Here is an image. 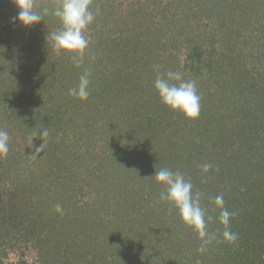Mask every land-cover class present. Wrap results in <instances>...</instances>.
<instances>
[{"label": "trees", "instance_id": "trees-1", "mask_svg": "<svg viewBox=\"0 0 264 264\" xmlns=\"http://www.w3.org/2000/svg\"><path fill=\"white\" fill-rule=\"evenodd\" d=\"M114 1L116 0H93V10L95 11L97 7L100 9V14L96 17L94 24H98L99 21H102L103 23V17H105L106 15L114 16L113 19L109 20L114 27L112 31H108L110 33L107 36H97L90 39L89 52H91V49L94 51L96 48H102L103 46H105L104 41H108L106 47L102 48L100 51L104 50L105 48L107 50L108 48L109 51L106 52V55L108 58H110V60H102L106 57H99V60H97L98 58H96L92 62L96 64H104V71H100L101 79L99 78V80L101 83L98 82L99 88L97 90V92L99 91L101 93L96 96V99L93 102L87 103L86 101V104L93 105L94 102L98 99H101L103 101L106 100L105 102L110 104H129L130 100H133L132 98L129 99V97H127L130 91L125 90V92H122L120 89V91L116 93L119 90L120 86L115 92L117 86H115L114 88L113 85H111V89H113V91L111 89H109L108 91H104L101 85L102 83L106 82L107 76L116 79V77H113V74H117L124 67H133L136 70L135 66L138 63L139 55L141 56V59L145 58L146 64L144 65V67L150 66V73H152L151 75L154 78L156 74L153 71V65L160 64L162 66L161 71L163 72L166 69L165 67H167V64L177 66V69L180 68V64L178 62L177 64L172 63V60H175L176 55L173 54L171 50L166 51L167 48L163 47V45L158 46L157 41L150 36L154 32V34L156 35V31L155 29H153L154 27L151 22L157 16L160 17L159 27L164 30L166 29L170 37H172L171 35L173 33H176L178 37H182V34H185L186 37L195 36L194 38H201L203 39V42H206V39L211 40L216 35V41L210 44L211 47H214L215 44L223 46H219V51H217L216 49H212L211 53L209 54V57L212 58L213 62L209 65L208 68L203 67V72L206 73L207 77L202 76L203 78L201 79L199 77L193 78V80L197 82L198 91L201 96V109L204 112L207 113L209 112L208 109L212 108L209 107L208 109H204V106L209 105L211 102L213 104H216L218 108L226 106V104L228 103H240L243 93L247 92V90L250 91L253 95H256L264 100V92L262 89L264 88L262 87L264 86V83H261L262 80L260 79L262 74L255 75L256 79H251L252 71H248L243 68L244 64L246 63L243 60H245L247 56L248 58L257 56L258 60L261 59V61H264V0H131L130 2L128 0H124V8L133 9L134 6H137L134 11H130L129 13L127 11H124L123 13L120 7L114 5ZM55 2L56 0H41L38 4L41 6H52ZM110 9V13H104V10H107L105 12H108V10ZM204 20L207 22L206 25L202 26L201 24ZM41 26H43L44 30H46L45 37H47L48 32L56 31L60 27L58 20L51 16L46 17L45 20L41 22ZM7 29L8 27H5L3 31H6ZM97 31L99 30L97 29ZM154 34L152 35L153 37ZM93 39H95L96 41L94 42ZM102 39L105 40L102 41ZM44 40V45L53 50L51 46L52 42H46V38ZM197 41L199 42V39H197ZM14 46V50H16L17 55H27V57L23 58L19 56L18 58H11L9 59V62L5 61L7 59L6 57H4V60L0 59V63H7L9 65L12 64L13 67L16 66L15 71H12V74L10 75L9 86L13 88V85H15L14 89L12 90L15 94L18 95H13L15 102L14 106H10L8 104V107L9 111L15 110V114L18 116H20V112L25 111L26 115L21 116L20 119L24 120V122L26 123V119L30 118L32 110L34 109H32V106L28 107L29 103H25L22 94H31V92H29L30 89H27V86L32 82L30 79L31 75L29 66L32 67L35 65V63L31 61V57L41 56V54L36 47L33 48L31 52L28 51L27 46L26 49L25 45L23 44H16ZM121 46L123 47L120 48ZM139 46L142 47L140 48V53L137 52V48ZM226 47L227 49H225ZM11 50L14 51L13 48ZM164 54H167L168 60H166V57L164 59L160 58V56L163 57ZM131 55L135 56V58H131ZM63 56L67 57V59L70 61L71 58L69 56ZM54 62L56 61L49 62L45 67H42V64L40 63L36 64V68L38 67V69H36V76L39 78H45L50 74V81H52V84L60 81L55 77V73L57 72V69H59V66H61L62 69H65V71L61 75L63 79L65 75H69L72 77V75H74L72 74V72L78 74L80 70H85L84 66L76 67L72 61V67L69 69H66V62L65 66L59 63L55 64ZM118 62H121L120 66L114 64ZM107 65L112 66V68L116 70V73H112L111 70H106ZM73 66L76 68L72 69L74 68ZM262 66L264 72V64H262ZM25 68L26 71L22 72ZM81 73L82 72L76 75L77 78H79ZM118 77L120 81H125L122 80V77L119 75V73ZM102 80H104V82ZM34 81H37L35 77ZM50 81L46 80L47 83H49ZM75 82H78V80H76ZM71 86H73V84ZM91 86L92 85L90 84V87ZM4 87L5 86H3V88ZM40 87L44 90L45 85L41 82L39 84V88ZM8 90L12 92L10 88H6V91L2 94V103L9 102ZM30 91H34V89ZM96 93L94 94V92L91 91L89 95L90 98L96 95ZM119 94H121V98L119 97ZM137 95H140V93H137ZM78 100L81 101L80 99ZM154 100L155 103L154 101L153 103L156 105V108H158L156 109L157 111H160V113L164 112L165 114H170V116L176 117L178 121H184L182 123L183 126H185L186 123L188 125H193V123L199 124L201 119V112L199 118L195 120L196 122L189 121L180 113L173 112L166 108L160 102L157 94ZM59 101H62V99L59 98ZM69 102H71V100H63L61 102V105H58L57 108L65 107L66 110H68L70 109L68 107ZM259 102V105H261L263 108L264 101ZM2 103H0V105ZM104 104L102 106H104ZM17 107L20 109V112H18ZM0 109L3 110L2 112L0 111V122H3L5 118L9 117V114H7L8 110L4 109V107H1ZM49 109L50 108H46L44 112H42L40 109H36L34 112V117L36 118L33 119L34 121L31 124H33V126L35 124H40L42 125V127H47L48 130L49 126L51 125L53 129H56V132L61 131L63 133L67 132L68 130H75V123H73V120H63L61 118L57 120L54 116L48 120L47 114L53 112L54 110L52 108L49 111ZM228 111H230V109H228L227 107L226 113L224 112L220 116L216 117V119L214 118L211 121H206V123L210 125V128H207V130L209 131L207 137L212 136V133L217 132L219 134H215L214 136L220 137L218 140H222L223 143L219 142L218 140L215 142L208 141L210 139L212 140L214 137L208 138L205 141L200 140L199 143H193L195 152L191 154L190 144H188V141L184 142V140L179 142V135L175 134L173 137H170L168 136V133L165 132V129L155 127L156 124L152 127L150 126V130L148 129L144 131L142 127L143 125L141 126L140 122L135 120L136 122L134 128L136 129L134 132L135 134L133 133V135H135L136 138L143 136V133L147 132L144 138H148L151 134L154 135L153 137L157 138V140L161 138L164 140L161 146L156 145L157 142H154V144H152L147 141L149 143L148 145H150V148H148V155H145L147 157L146 160H148L149 157L153 155L155 156L154 162H147L142 158L143 150H141L140 152L132 150L131 154L127 156L128 160L131 161L127 163L128 166L126 167L125 165H119L117 167V169H119L120 167H122V169L125 168L130 172L127 177L129 179V182L132 183L133 181H137L136 183H139L140 186L143 185V188L140 192L139 209L138 211H136L135 217L133 219L131 218V221L129 220V222L136 221L140 223L139 228L143 229L142 231L144 233V238H149V229H147L146 224L149 223L153 225L156 221L157 223H160L164 217L166 218V212L172 209H175V211L173 212L178 213L177 209L172 204L168 202H161L159 200L160 193L161 191H164V189L161 186H158L154 179H150L155 174V170H159L162 167H167L172 169L173 171L179 170L183 172L186 178L192 181L194 191H200L204 194L202 198V204H205V208L209 207V215L215 218L217 217V215H219V210L215 208L212 202V198H214L218 194H223L225 206L229 210L238 212L241 217L245 216V212L250 216V218H248L250 219V221L247 219H243V222L242 220V224L245 223L246 220L249 221L247 229L243 232H236L234 227H232L233 224L231 222L232 231L238 234V243H248L249 237L251 239L257 237V239L259 240L258 243L264 244V212L261 211V201L259 200V195L264 194V151L260 150L259 145H253L254 143H256V140L254 138L252 139V143H250L249 141L247 142V139H242L246 131L253 133L254 130V124L248 126L242 123V121L245 120L256 123L255 120L258 119L256 117L262 115L263 118L264 113L262 111L256 112L253 115H249L247 113L245 115H242V119L240 118L237 124H234L232 120L236 116L231 115V118L230 114H228ZM148 112H150V109ZM42 113L43 115L41 116ZM60 114L61 113L57 112V116H60ZM99 114L104 115V111L99 112ZM156 116L157 115H155V117L153 118H158ZM102 117L104 118L105 116ZM69 118L71 119V117ZM258 125L264 127L262 124ZM64 126H67V128L62 131L60 128H64ZM53 132L54 131H52L51 134H53ZM78 133L79 135H77V137H70V140L74 141V144L72 143V141H70L71 145H75L73 147H77L75 150H71L69 148H60L59 151L62 153V156H52L53 158L50 157V163L53 164V168H55L56 171L53 172L54 180L51 183H48V190H50H46V192L48 191L52 195L47 196L49 193H47V195L45 194V196H43V202L49 200L47 205H53L55 199H61L62 202L63 200L68 201V204L70 205V208L67 211L68 213L65 216L60 214L58 216V213H56V211L50 216V228L52 230L50 231V234L53 235V237H57L58 240H61V246L64 244L67 245L68 243L75 242L79 250L83 248L85 252H92L93 254L97 250H99L100 252V249H103L105 247L106 250H108L107 252L110 253L109 256L111 262H108V264H129L130 262L131 264H150L151 260L149 258L147 259V254H140L141 246H143V248L146 246L140 243L136 244L138 246L135 248V242H138L137 240H135L137 239V235H135L133 231H131V233L126 232V225H121V227H119L120 229L122 228V232L120 231L119 239L117 242V244H119L120 246L118 248L116 247L114 249H108L110 243L114 244L115 242L114 240H112L115 230L110 233V227L115 229L118 225L114 222L110 224H107V221L102 222L103 217L105 218V215L106 217H108L105 213L106 209L104 207V204L108 203L109 199H105L104 204H101L99 203L100 201L98 197L99 195L109 197L110 194V196L112 195V199L114 201L116 200L117 202L127 203V206L122 208L121 210V212L125 213L128 209L129 202L133 198L132 196L134 194V190L129 188V190H126L125 188L128 187L126 186L123 187V190L118 191V188L120 187H118V185L113 186L109 180L110 174H116L118 170H114L110 167H108V176L106 179L108 186H104L103 182L99 179V175L103 174V170L101 169V167L105 161H102L101 159L98 160L93 151H84V147H86V149H90L91 141H89V138L86 136V134H81V132ZM171 133H175V131L171 130ZM51 136L52 135H50L49 133L48 137ZM158 136H161V138H159ZM253 136L260 140L259 135L257 136L256 133ZM54 144L64 146L60 141H54ZM85 144L87 146H84ZM93 145L94 144H92V146ZM226 146H229V148L231 147V154H225L226 150H224L223 148H225ZM233 147L236 148L235 152H232L234 149ZM206 162L211 163L212 165L219 164V171H215V174L218 177V184H216L215 186L207 185V181H205L206 185L203 182L201 183L203 179L206 180V176L209 173L203 174L199 166ZM138 164L143 168V170L137 171L136 166ZM226 164L229 167V169L227 170L223 169L225 168L224 165L226 166ZM234 169L237 171L235 180L237 181L239 179L241 182H238V187L234 186V191H231L230 188H233V182H236L234 179H232L234 176L233 173L235 174ZM243 172L246 173V176H242ZM118 175L119 172L117 176ZM88 178L90 180L89 185L91 186V188L90 190L85 191V193L82 194L89 196L91 192H95L98 200L96 205L93 204L94 206H92L88 201H85L84 203L82 202L83 205L81 204L80 206H78L77 202L79 200H75L74 193L73 195L68 194L66 195V197H64L65 194H57L58 191L55 188L56 184H60L64 187L66 184L74 185V183H77L78 180H86ZM35 179L36 177L32 180ZM127 183L126 185H128ZM245 183H248V185L245 186ZM100 184H102L103 186L100 187ZM241 187L244 188L242 189ZM145 191L147 192L146 195H144ZM232 195L236 196L239 199L240 205L235 206L233 204V202L229 199V197H231ZM75 212H77L78 214L79 212H81L82 215L80 217L83 218V221H81L79 218L74 220V223L78 224L75 225L76 229L74 228L75 226L71 229L69 237L66 234L68 232L66 231V228L63 224H66L67 222L69 223V219L72 216L74 217L77 215L74 214ZM122 220L126 221L127 219ZM97 222H100V227L96 224ZM95 225L96 227H94ZM90 228H95L94 232H89ZM209 230L219 231L220 225L214 220L209 224ZM60 233L64 239H61ZM151 235L152 232H150L149 236ZM164 236L165 237H163V240L166 243H171L173 247L176 246V243L178 241H180L170 235ZM79 238H81V240L77 243V240ZM199 244L200 241L198 240L196 234V238L194 239L193 244H191V252L198 253L197 248L199 247ZM219 245L220 243H213L212 245L208 246V249L205 253H199L200 257L206 256L205 254H207L208 260L214 259L216 260L214 262L224 261L228 264L231 258L219 257V254L222 253L220 251L221 249H218ZM227 246L228 245H226L225 247ZM114 256L118 259V261ZM180 260L181 259L174 260L172 261V263L177 264ZM254 260L256 261L258 260V258L252 256L251 261ZM193 262V260H190L189 263L188 260L187 262L183 261L181 264H194ZM195 263L198 264V261H195Z\"/></svg>", "mask_w": 264, "mask_h": 264}, {"label": "rangeland", "instance_id": "rangeland-1", "mask_svg": "<svg viewBox=\"0 0 264 264\" xmlns=\"http://www.w3.org/2000/svg\"><path fill=\"white\" fill-rule=\"evenodd\" d=\"M38 1L40 2L41 0H37V4L39 3ZM128 1L130 2L131 0ZM114 2V5L120 7L123 13L124 11H127L129 13L130 11H134L137 8V6H134L133 9L124 8V0H116ZM17 11L18 10L13 3V0H0V59L4 60V57H6L7 60L5 61L9 62V59L11 58H18L19 56L23 58L27 57V55H17L16 50H14V45L23 44L25 45V48L27 46L28 51L32 52V49L35 47L40 51L41 56L31 57V61L34 62L35 65L40 63L42 64V67H45L49 62L56 61L54 62L55 64L59 63L64 66L66 62V69L71 68V59L69 61L67 57L63 55H57L54 50H51L44 45L46 30H44L43 26H41V23L29 29H24L20 27L18 23L14 22L13 18L17 15ZM105 11L107 10H104V13L107 14L110 13L111 9L108 10V12ZM113 17L114 16L106 15L105 17H103V23L102 21H99L98 24L93 23L90 26L89 30L85 33V35L89 38V41L91 38L97 36H107L110 33L108 31H112L114 27L109 21L113 19ZM159 20V16L152 20L151 24L154 27L153 29H155L156 31V35L154 34V32V37L152 36L153 34L150 36L157 41L158 46L163 45V47L167 48L166 51L171 50L172 53L176 55L175 60H172L173 64H177V62L180 64V68L178 69L177 66L167 64V67H165L166 69L164 68V71H181L184 73V78L186 80H193L194 77H199L201 79L203 78L202 76H206V73L203 72V67L208 68L209 65L213 62L212 58L209 57V54L211 53L212 49H216L217 51H219V46L223 47L219 44H215L214 47H211L210 44L216 41V35L211 40L206 39V42H203V39L201 38H194L195 36L186 37L185 34H182V37H178L176 33H173L171 35L172 37H170L166 29L164 30L159 27ZM204 21L201 24L202 26L206 25L207 21ZM5 27H8V29L6 31H3ZM97 29L99 31H97ZM197 39H199V42L197 41ZM103 40L105 39H102V41ZM93 41L95 42L96 40L93 39ZM107 43L108 41L105 40V46H103L102 48L106 47ZM122 47L123 46H121L120 48ZM12 48L14 51L11 50ZM102 48H96L94 51L91 49V52H89L88 49V52L85 55L84 63L81 65L84 66L85 70L91 72L90 79L92 86L90 87V92L93 91L94 94L99 88V83H101L99 80L101 76L100 71H104V64L92 63L93 61L90 59V57L94 55L95 59L98 58L97 60H99L101 57H106L102 60H110V58H108L106 55V52L109 51L108 48L107 50L105 48L104 50L100 51ZM140 48L142 47L139 46L137 48L138 53H140ZM225 49H227V47ZM138 57L139 60L135 66L136 70L133 67H124L118 72L122 77V80L125 81H120L118 73L113 74V77H116V79L107 76L106 82L102 80L104 83H102L101 87L104 91H108L109 89H111V85H113L114 88L115 86H117L115 92L120 86L119 90L116 93H118L120 89L122 92H125V90L130 91L127 97H129V99L132 98L133 100H130L129 104L121 103V105L120 103H106V100L103 101L101 99L95 101L93 105L86 104V101L87 103L93 102L96 99V96L101 93L99 91L93 97L90 98L89 96L86 101H79L78 98L68 95V89L77 84V82H75L76 80H78L76 75H78L80 72L85 71L84 69L80 70L78 74L72 72V74H74L72 75V77L69 75H65L63 79L61 75L63 74L65 69H62L61 66H59V69H57V72L55 73V77L60 81L51 84L52 81H50V74L45 78H39L36 76V69H38V67L36 68L35 65L32 67L29 66L31 75L30 79L32 82L27 86V89H34V91L29 90L31 94L23 93L22 95L24 97L25 103H29L28 107L32 106V109L34 110H32L29 119H26L25 117L26 123L24 122V120L20 119L21 116L26 115L25 111L20 112V109L17 107L18 112H20V116H18L15 114V110L9 111L8 107V104L10 106H14L15 102L13 95H18L15 94L12 90L14 89L15 85H13V88L9 86L10 75L12 74V71H15L16 66L13 67L12 64L9 65L7 63H0V103H2V94L6 91V88H10L12 90V92L8 90L9 102L2 103L0 105L1 107H4V109H7V114H9L8 118H5L3 122H0V129L8 131L10 136L9 153L7 157L0 158V264H108V262H111L109 256L110 253L107 252L108 250H106L105 247L103 249H100V252L99 250H97L93 254L92 252H85L83 248L79 250L75 242L68 243L67 245L64 244L61 246V240H58L57 237H53V235L50 234V231L52 230L50 228L51 219L49 218L52 214H54L56 204H61L63 206V216L68 213L67 211L70 208L68 201L63 200L62 202L61 199H55L53 205H47L49 200L43 202V196H45V194L47 195V193H49L48 191L50 190H48V183H51L54 180L53 172L56 171V169L53 168V164L50 163V157L60 155L62 156V153L59 151L60 148H69L71 150H75L77 147H73L75 145H71L70 141L72 140H70V137H77V135H79L78 132H81V134L84 135L86 134V136L89 138V141H91L90 149H86V147H84V151H93L98 160L101 159L102 161H105L101 167V169L103 170V174L99 175V179L103 182L104 186H108L106 179L108 176V167H110L114 170H118L119 172L118 176V172H116V174L111 173L109 176L110 183L113 186L118 185V187H120L118 188V191L123 190V187L126 186H128L127 188H125L126 190H134V194L132 196L133 198L129 202L128 209L125 213L121 212V210L122 208L127 206V203L117 202L116 200L115 202L112 199V195L110 196V194L109 197L100 195L98 197L100 201L99 203L101 204H104L105 199H109V202L104 204V207L106 209L105 213L108 217H106L105 215V218L103 217L102 222L107 221V224L114 222L118 225L115 229L110 227V233L115 230L114 237H112V240H114L115 242L114 244L110 243L108 249H114L120 246L119 244H117V242L119 239V233L120 231L122 232V228L120 229L119 227H121V225H126V232L131 233V231H133L135 235H137V239L135 240H137L138 242H135V245L141 243L146 246L144 248L143 246H141L140 254H147V259L149 258L151 260L150 264H176L172 263V261L179 259L181 260L177 264H181L183 261L187 262L188 260L189 263L190 260H193L194 264H196L195 261H198V264H227L224 261L214 262L216 261L214 259L208 260L207 254H205L206 256L200 257L199 253L191 252V244H193V241L196 238V233L191 228H186L187 226H185L181 222L179 213L173 212L175 211V209L167 211L165 214L166 218L164 217L160 223H157L156 221L153 225L149 223L146 224L147 229H149V235L150 232H152V235H148L149 238H144V233L142 231L143 229L139 228L140 223L136 221L129 222L131 218L133 219L135 217V213L139 209V198L143 185L140 186L139 183H136L137 181H133L132 183L129 182V179L127 177L130 172L125 168L122 169V167H120L119 169H117V167L119 165H125L126 167L128 166L127 163L131 161L128 160L127 156L131 154L132 150H135L137 152L143 150L142 158L146 160L147 157L145 155H148V148H150V145H148L149 143L147 141L152 144H154V142H157L156 145L158 146L162 145L164 140L161 138V136H158L159 138H161L159 140H157V138L153 137L154 135L151 134L148 138H144L145 134H147V132L144 131L148 129L150 130V126L152 127L156 124L155 127L165 129V132H167L168 136L170 137H173L175 134L179 135V142L182 140H184V142L188 141V144H190L191 154L195 152L193 143H199L200 140L205 141L208 138L213 137L214 138L212 140L210 139L208 141L215 142L220 138L214 136L215 134H219L217 132H214L212 133V136L207 137V135L209 134L207 128H210V125H208L206 121H211L214 118L216 119V117L220 116L224 112L226 113L228 107V109H230V111H228L230 117L231 115L236 116L235 118H233L232 122L234 124H237L239 119H242V115H245L247 113L249 115H253L256 112L260 111L264 113V107L262 108V106L259 105V101L264 100L256 95H253L250 91L247 90V92L243 93L240 103H228L226 104V106L218 108L216 104H213L211 102L209 105L204 106V109L212 107L208 109L209 112L206 113L201 109V119L199 124L193 123V125H188L186 123V125L183 126L182 123L184 121H178L176 117L170 116V114H165L164 112L160 113V111L156 110L158 108H156V105L154 104V98L156 97L157 93L155 92L153 86V81L155 78L151 75L152 73H150V66H146L147 68L144 67V65L146 64L145 58L141 59L140 55ZM165 57L166 60H168L167 54H164L163 57L160 56V58L162 59H164ZM131 58L134 59L135 56L131 55ZM243 61L246 62L243 68L248 71H252L251 79H256L255 75L262 74L260 79L262 80L261 83H264V72L262 66V64H264V61H261V59L258 60L257 56L249 58L247 56ZM114 64L120 66L121 62ZM75 68L76 67L72 69ZM106 70H111L112 73H116V70L110 65H107ZM24 71H26V68L23 69L22 72ZM34 77L35 79H37V81H34ZM46 80L50 82L47 83ZM41 82L45 85L44 90L41 89V87L39 88V84ZM72 84L73 86H71ZM3 86L5 87L3 88ZM262 89L264 92V88ZM111 90L113 91V89ZM137 93H140V95H137ZM119 97L121 98V94H119ZM59 98H61L62 101L71 100V102L68 103V107L70 109L66 110L65 107L57 108V106L61 105L62 102L59 101ZM103 104L104 106H102ZM46 108L54 109L53 112L47 114L48 120L53 116L56 117L57 120L60 118L63 120H73V123H75V130H68L64 133L61 131L56 132V129H53L50 125L48 131L52 136L48 137L49 139L44 138L42 141L39 136H33V130L38 131L42 127V125L40 124H35L34 126L33 124H31L34 121L33 119L36 118L34 117V112L36 109H40L42 112H44ZM149 109L150 112H148ZM0 111L2 112L3 110L0 109ZM102 111H104V115L99 114V112ZM57 112L61 113L62 116L61 114L60 116H57ZM42 115L43 113L41 114V116ZM155 115H157L156 117L158 118L154 119L153 117H155ZM102 116L105 117L103 118ZM69 117H71V119ZM256 118H258L257 120H255L256 123L245 120L242 121V123L248 126L254 124L253 133L246 131L242 139H247V142L249 141L250 143H252V139L254 138L256 140V143H254L253 145H259L260 150L264 151V140H262L264 139V127L258 125L262 124L264 126V117L262 118V115H260ZM135 120L140 122L141 126L143 125L142 127L144 129L143 136H140L139 138H136V136L133 135L136 129L134 128L136 122ZM66 128L67 126H64V128L60 129L63 131ZM171 130H174L175 133H171ZM52 131H54L53 134H51ZM255 133L257 136L259 135L260 140L253 136ZM30 136H32L33 144L29 142ZM54 141H60L64 146L56 145L54 144ZM218 141L223 143L222 140ZM41 143H43L44 145L42 152H40L36 156H32L36 154L35 150ZM72 143L74 144V141H72ZM92 144L94 145L92 146ZM84 146L87 145L85 144ZM230 148L229 146L223 148L224 150H226L225 154H231ZM233 148L234 149L232 152H235L236 148ZM154 157L155 156L152 155L146 161L152 163L154 162ZM218 166L219 164H214L213 168L209 171V174H207L206 180L203 179L201 183L203 182L206 185L205 181H207V185L215 186L216 184H218V177L215 174V171H219ZM224 167L225 168L223 169L225 170L229 169L227 164L226 166L224 165ZM136 168L137 171L143 170V168L139 164L136 166ZM236 173L237 171L235 170V174L233 173L234 176L232 175V179L234 180L236 179ZM242 174V176H246V173L243 172ZM35 177L36 179L32 180ZM88 180L89 178L86 180H78V182L74 183V185L66 184L64 187L60 184H56L55 188L58 191L57 194H65L64 197H66V195H73L74 193L75 200H79L77 202L78 206H80L81 204L83 205L85 201H88L92 206H94L98 201L96 193L91 192L89 196L82 194L85 193V191L90 190L91 188V186L89 185L90 180ZM238 182L241 181L238 179L236 182H233V188H230L231 191L235 190L234 186L238 187ZM126 183L128 185H126ZM247 185L248 183H245V186ZM99 186L102 187L103 185L100 184ZM46 190L48 191L46 192ZM146 191L144 195L147 194ZM51 195L52 194L49 193L47 196ZM233 195L229 197V199L235 206L240 205L239 199ZM259 200L261 201V211L264 212V194L259 195ZM203 206H205V204ZM206 209L207 211L210 210L209 207H206ZM74 214L77 215L74 217L72 216L69 219V223L67 222L66 224H63L66 228V231L69 233H66L69 237L71 229L78 224L74 223V220L79 218L81 221H83V218L80 217L82 215L81 212H79V214L75 212ZM57 215L59 216V214ZM218 216L219 215H217V217ZM248 218H250V216L245 212V216L241 217L238 213L236 217L232 219V227H234L236 232H243L247 229V225L250 221V219ZM122 219L127 220L125 221ZM243 219H247L249 221L246 220L247 222L245 221V223L242 224ZM96 224L100 227V222H97ZM94 227H96V225ZM74 228L76 229V226ZM94 230L95 228H90L89 232H94ZM164 235L173 236L175 237V239H178L180 241H178L176 243V246L173 247L171 243H166L163 240V237H165ZM60 237L61 239H64L61 233ZM80 240L81 238L77 240V243ZM258 242L259 240L257 239V237H255L254 239H251L249 237V242L244 244L238 243V240L235 244L220 243L218 249H221L220 251L222 253L219 254V257L231 258L228 264H264V244ZM226 245H228L229 247H225ZM137 246L138 245H136L135 248ZM252 256L255 258L257 257L258 260L251 261ZM115 259L118 261L116 257ZM129 264H131V262Z\"/></svg>", "mask_w": 264, "mask_h": 264}, {"label": "clouds", "instance_id": "clouds-1", "mask_svg": "<svg viewBox=\"0 0 264 264\" xmlns=\"http://www.w3.org/2000/svg\"><path fill=\"white\" fill-rule=\"evenodd\" d=\"M13 3L18 10L13 20L24 29L40 24L46 17L56 18L60 27L56 31L48 32L46 42L51 41L52 49L56 54L69 56L76 67L84 63L90 45L85 33L100 14L98 7L95 11L93 10V0H56L52 6L38 5L37 0H13ZM90 59L94 61L95 56L93 55ZM161 68L160 64L153 65V71L156 74L153 86L160 102L189 121L198 119L201 111V96L197 82L192 79L186 80L181 71L162 72ZM90 77V71H83L77 84L68 89V95L86 101L90 95ZM33 136H39L43 141L49 136L48 128L41 127L38 131L33 130ZM29 142L33 144L32 136L29 137ZM43 147L41 143L35 150L36 154L32 156L42 152ZM9 150V133L0 129V158L7 157ZM199 167L203 174H207L213 165L206 162ZM150 179H154L156 184L164 189L160 193L159 200L172 204L177 209L181 222L197 234L200 241L198 253H205L208 246L213 243H236L238 234L232 231L231 222L238 213L225 206L223 194L212 198L215 208L219 210V216L214 218L202 205L204 194L194 191L192 181L186 178L183 172L162 167L155 170V174ZM55 211L60 215L64 214L61 204H56ZM214 219L220 225L219 231L209 230V224Z\"/></svg>", "mask_w": 264, "mask_h": 264}]
</instances>
